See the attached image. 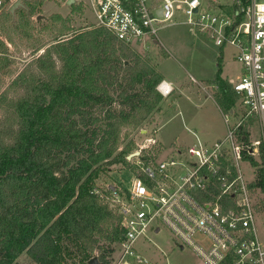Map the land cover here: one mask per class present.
<instances>
[{
	"label": "trees",
	"instance_id": "obj_1",
	"mask_svg": "<svg viewBox=\"0 0 264 264\" xmlns=\"http://www.w3.org/2000/svg\"><path fill=\"white\" fill-rule=\"evenodd\" d=\"M26 4L13 15L0 11V70L4 40L37 41L34 7ZM51 32L46 43L30 44L43 52L0 93V264H22L23 254L33 264H88L94 257L108 264L121 216L99 199L95 183L111 166L127 165L122 131L158 109L163 77L103 28L70 34L63 25ZM221 64L220 56L214 83L225 112L235 99ZM227 167L234 170L224 162L222 173ZM251 186L264 192L263 169ZM208 192L217 196L219 184ZM224 200V208L233 205Z\"/></svg>",
	"mask_w": 264,
	"mask_h": 264
},
{
	"label": "built area",
	"instance_id": "obj_2",
	"mask_svg": "<svg viewBox=\"0 0 264 264\" xmlns=\"http://www.w3.org/2000/svg\"><path fill=\"white\" fill-rule=\"evenodd\" d=\"M10 6L11 1L0 0V11ZM89 6L95 27L141 51L160 46L158 30L182 14L191 31L221 50L222 60L223 51L232 50L241 68L236 80L227 81L237 104L221 112L226 127L222 139L209 144L194 135L192 145L174 147L157 158L146 152L158 145L157 130H140L149 137L129 169L131 187L108 186L104 193L96 188L99 199L121 216L117 264H154L135 244L141 238L150 241L148 234L162 229L203 264H264L255 221L260 207L251 193L261 190L250 186L257 179L255 171L264 170V0H89ZM157 91L167 97L173 88L161 81ZM252 124L259 130L255 140L245 130ZM224 162L234 170L227 167L222 173ZM242 163L251 169L249 181ZM217 184L220 192L214 196L208 191ZM225 197L233 203L229 208L223 206Z\"/></svg>",
	"mask_w": 264,
	"mask_h": 264
},
{
	"label": "rangeland",
	"instance_id": "obj_3",
	"mask_svg": "<svg viewBox=\"0 0 264 264\" xmlns=\"http://www.w3.org/2000/svg\"><path fill=\"white\" fill-rule=\"evenodd\" d=\"M9 1L12 5L16 0ZM28 1L30 5L26 4L25 0H22L21 4L34 7L31 21L35 30L32 31V34L37 41L14 37V43L10 45L2 38L8 49L6 60L1 63V67H4L0 70V93L27 62L43 52V49L34 52V47L30 44L32 42L35 44L46 43L54 26L65 25L70 34H77L95 26L89 0H75L70 5L67 4L68 0ZM57 17L60 18L59 21ZM158 38L160 46L152 47L147 51L133 47L128 48L141 59L146 60L166 80L175 81L179 85V89H174V95L172 94L168 99L164 100L163 98L158 109L137 128L126 127L123 129L122 136L127 134V139L119 150L129 144L130 151L125 154L127 165H113L100 175L95 184L101 193H104L108 186L121 184L125 189L131 187L133 177L129 169L137 160V153L147 145L145 140L149 137L148 133H140V130L149 132L157 130L158 145L146 149L147 153L154 154L157 158L166 156L174 147L185 148L195 142L191 132L197 133L202 139L204 138V141H214L225 136L226 127L216 104V101L219 100V92L217 88H214L217 85L214 83V76L218 72L217 64L221 50L191 31L182 14L176 15L173 24L163 25L158 30ZM231 54L232 50L230 49L223 51L221 77L226 85L230 78L236 80L241 74V68L232 59ZM191 77L197 83L192 82ZM234 99L235 105L237 104L235 96ZM245 130L250 131V139L255 140L260 137L259 130L254 124L245 127ZM240 168L244 178L247 181L251 180L252 173L249 166L242 163ZM257 171H255L254 178ZM251 193L255 203L260 207L255 221L259 238L264 244V192L258 193L254 189L251 190ZM108 207L110 208L109 205ZM111 208L114 213H118L117 208L112 204ZM148 236L150 241L141 238L136 242L135 248L152 263L203 264L193 251L177 246L166 230L162 229L156 235L149 233ZM110 250L112 251L106 254V260L108 264H117L120 256L118 242L113 243ZM97 254L98 252L95 251L94 256ZM18 261L22 264H33L25 254L21 255ZM68 263L70 264V261Z\"/></svg>",
	"mask_w": 264,
	"mask_h": 264
},
{
	"label": "water",
	"instance_id": "obj_4",
	"mask_svg": "<svg viewBox=\"0 0 264 264\" xmlns=\"http://www.w3.org/2000/svg\"><path fill=\"white\" fill-rule=\"evenodd\" d=\"M73 2H74V0H68V1H67V4L70 5V4H72ZM21 3H22V0H16V1H15V2L9 7L8 12H9L11 15H13L16 9L22 7V4H21ZM158 14H160V12H158ZM88 264H100V263L98 262L97 258L94 257V258H92V259L88 262Z\"/></svg>",
	"mask_w": 264,
	"mask_h": 264
},
{
	"label": "crops",
	"instance_id": "obj_5",
	"mask_svg": "<svg viewBox=\"0 0 264 264\" xmlns=\"http://www.w3.org/2000/svg\"><path fill=\"white\" fill-rule=\"evenodd\" d=\"M75 1V0H74ZM162 75V74H161ZM163 77V76H162ZM221 79H223L222 77H221ZM162 81H165V82H167V83H169L170 85H171V87L173 88V91H172V93L169 95V96H171L172 94L174 95V93H175V90L174 89H179L178 87H179V85H177V83L175 82V81H170V80H166L164 77H163V80ZM169 96H167V97H163L164 98V100H166V99H168L169 98ZM208 96V95H207ZM206 96V97H207ZM210 97V96H209ZM219 110V109H218ZM220 111V110H219ZM191 134H192V136L194 137V135L200 140V141H202V142H205V143H212V142H214V141H216V140H219V139H216V140H214V141H204L203 139H202V137L201 136H199L197 133H195V132H191ZM194 139H195V137H194ZM194 143V142H193ZM192 143V144H193ZM191 144V145H192Z\"/></svg>",
	"mask_w": 264,
	"mask_h": 264
}]
</instances>
